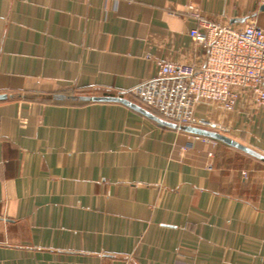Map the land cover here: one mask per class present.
<instances>
[{"label":"crops","instance_id":"crops-1","mask_svg":"<svg viewBox=\"0 0 264 264\" xmlns=\"http://www.w3.org/2000/svg\"><path fill=\"white\" fill-rule=\"evenodd\" d=\"M188 4L264 31V0H0V264H264V160L78 98L161 118L132 90L203 62ZM196 114L264 156L245 94Z\"/></svg>","mask_w":264,"mask_h":264},{"label":"built area","instance_id":"built-area-1","mask_svg":"<svg viewBox=\"0 0 264 264\" xmlns=\"http://www.w3.org/2000/svg\"><path fill=\"white\" fill-rule=\"evenodd\" d=\"M186 7L197 20L189 35L195 45L205 50L203 62L197 65L155 59L154 75L139 82L132 93L150 111L178 129H211L213 122L198 116L196 108L212 104L230 114L244 94L255 108L264 109V31L254 22L235 27L210 21L191 4ZM192 136L197 140H214L198 134Z\"/></svg>","mask_w":264,"mask_h":264},{"label":"water","instance_id":"water-1","mask_svg":"<svg viewBox=\"0 0 264 264\" xmlns=\"http://www.w3.org/2000/svg\"><path fill=\"white\" fill-rule=\"evenodd\" d=\"M5 97L3 94L1 95L0 94V98H3ZM58 98H63L62 95L58 96ZM78 98L80 100H94V101H119V102H122L124 104H127L129 106H131L132 108H135L141 112H143L144 114L158 120L159 122L163 123V124H167V125H171V126H175L173 123H170V122H167L155 115H153L152 113L142 109L141 107L133 104L132 102L124 99V98H121V97H111V96H78ZM180 129H183L185 131H188V132H191L193 134H198V135H202V136H207V137H211L213 139H217V140H220L230 146H233V147H236L256 158H259V159H262L264 160V156L256 151H254L253 149L233 140L232 138L222 134V133H219V132H216V131H213V130H208V129H203V128H198V127H193V126H183L181 127Z\"/></svg>","mask_w":264,"mask_h":264},{"label":"rangeland","instance_id":"rangeland-1","mask_svg":"<svg viewBox=\"0 0 264 264\" xmlns=\"http://www.w3.org/2000/svg\"><path fill=\"white\" fill-rule=\"evenodd\" d=\"M228 129V128H227ZM226 127H225V130H227Z\"/></svg>","mask_w":264,"mask_h":264}]
</instances>
